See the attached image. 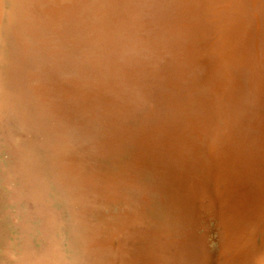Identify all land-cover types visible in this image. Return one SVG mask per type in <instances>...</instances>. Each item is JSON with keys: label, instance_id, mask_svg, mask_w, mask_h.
Listing matches in <instances>:
<instances>
[{"label": "rangeland", "instance_id": "1", "mask_svg": "<svg viewBox=\"0 0 264 264\" xmlns=\"http://www.w3.org/2000/svg\"><path fill=\"white\" fill-rule=\"evenodd\" d=\"M0 264H264V0H0Z\"/></svg>", "mask_w": 264, "mask_h": 264}, {"label": "bare ground", "instance_id": "2", "mask_svg": "<svg viewBox=\"0 0 264 264\" xmlns=\"http://www.w3.org/2000/svg\"><path fill=\"white\" fill-rule=\"evenodd\" d=\"M13 3H14V6L17 7V3L16 2H13ZM13 3L11 4V6L13 5ZM18 11L20 12L21 10H18V9L14 10L13 9V12L11 11V15H14V17L16 18L15 14H17V16H18V13H19ZM33 11H36L38 13L36 20H38L41 23V19L43 17V13H44L43 10L38 8V9H35ZM33 11L31 10L30 12H26V14H24L22 16L23 18L19 20L20 23L24 22L26 25H29V27L27 29H30L32 27V24H33V26H36V25H34V22H33V20H34ZM16 20H17V18H16ZM13 22H15V23H13ZM18 25H19L18 22L15 21L14 19L12 22H7V28L8 29L11 28V29H13V31L17 28ZM29 45H30L29 42H27V47H30ZM30 49H31V47L29 48V50Z\"/></svg>", "mask_w": 264, "mask_h": 264}]
</instances>
